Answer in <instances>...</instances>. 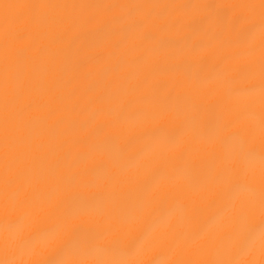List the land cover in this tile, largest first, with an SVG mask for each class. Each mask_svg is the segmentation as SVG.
Listing matches in <instances>:
<instances>
[{"label": "bare ground", "instance_id": "1", "mask_svg": "<svg viewBox=\"0 0 264 264\" xmlns=\"http://www.w3.org/2000/svg\"><path fill=\"white\" fill-rule=\"evenodd\" d=\"M0 264H264V0H0Z\"/></svg>", "mask_w": 264, "mask_h": 264}]
</instances>
